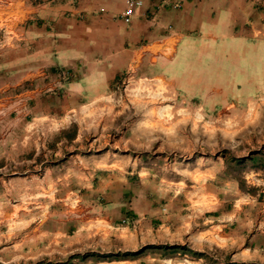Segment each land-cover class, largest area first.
Returning <instances> with one entry per match:
<instances>
[{
	"label": "crops",
	"instance_id": "crops-1",
	"mask_svg": "<svg viewBox=\"0 0 264 264\" xmlns=\"http://www.w3.org/2000/svg\"><path fill=\"white\" fill-rule=\"evenodd\" d=\"M22 1L27 8L9 2L5 19L0 0V264H48L68 254L76 264L125 263L97 259L120 251L113 238L122 235L194 252L235 248L234 256L264 249L241 207L214 200L194 212L193 201L164 199L150 181L135 188L128 167L137 159L100 153L93 143L83 151L81 131L36 147L29 127L35 119L77 121L123 75L166 81L176 97L213 108L253 98L264 67V0H135L141 6L128 25L127 0Z\"/></svg>",
	"mask_w": 264,
	"mask_h": 264
},
{
	"label": "rangeland",
	"instance_id": "rangeland-1",
	"mask_svg": "<svg viewBox=\"0 0 264 264\" xmlns=\"http://www.w3.org/2000/svg\"><path fill=\"white\" fill-rule=\"evenodd\" d=\"M10 1L4 0L2 4L5 19L6 12L11 7L8 6ZM20 6L21 9L27 8L28 2L20 0ZM23 11L20 10L17 16L20 30L28 21L27 9ZM4 35V29L0 30V39ZM263 68L261 67L260 91L253 98L247 99L245 96L239 105L214 108L200 105L176 97L174 88L166 81L123 75L105 96V100L79 111L77 121L64 118V121L51 124L35 119L29 127L30 130L37 131L36 147L54 145L63 138L70 141L77 131H81L84 133L81 150L86 151L90 147L89 143H93L100 153L108 151L118 154L120 158L137 159L136 165L128 167L132 173L129 177H133L132 185L135 188L139 187L140 180L150 181L157 190L156 193L164 199L173 198L177 194L181 200L193 201L196 209L194 212L205 213L214 208V200L224 201L228 210L241 207L245 223L252 221L250 225L253 230L250 233H259L256 239L262 247ZM28 88L23 85L20 90ZM51 131H56V134H51ZM65 157L69 161V155ZM68 189L72 190L71 187ZM76 195L79 196V193ZM76 195L68 196V202L75 204L73 211L79 205ZM207 215L211 214H205ZM72 216L74 215L69 214V217ZM94 223L98 225V222ZM113 228V233L119 234L121 229H115V225ZM113 239L115 247H122L121 250L98 254L97 259L111 262L127 259L125 263L116 264H264L263 248L243 256H234L235 248L214 246L199 250L203 256L197 258L190 254L189 251H193L190 249L171 250L165 244H140L139 235H122ZM148 239V242L153 241L151 235ZM129 246L134 249H128ZM145 247L148 248L144 249ZM141 250L136 256H125ZM74 257L71 254L56 255L48 264H76ZM88 257L93 256L85 253V258ZM66 259L71 261L67 262ZM47 260L45 258L34 264H44Z\"/></svg>",
	"mask_w": 264,
	"mask_h": 264
},
{
	"label": "built area",
	"instance_id": "built-area-1",
	"mask_svg": "<svg viewBox=\"0 0 264 264\" xmlns=\"http://www.w3.org/2000/svg\"><path fill=\"white\" fill-rule=\"evenodd\" d=\"M141 6V2L140 1H135V0H127L126 2V9L125 11L122 13L121 15V19L123 20V22L125 24H130L132 17L134 15L135 9L137 7ZM123 223H125V221H123Z\"/></svg>",
	"mask_w": 264,
	"mask_h": 264
},
{
	"label": "trees",
	"instance_id": "trees-1",
	"mask_svg": "<svg viewBox=\"0 0 264 264\" xmlns=\"http://www.w3.org/2000/svg\"><path fill=\"white\" fill-rule=\"evenodd\" d=\"M250 159V158H249ZM148 247H145L144 249H146ZM153 248V247H152ZM167 248H170L171 250H177V249H181V250H187L186 247H182V246H172V247H167ZM143 250V249H142ZM141 251H138L136 253H127L125 256H136L137 254L141 253ZM190 254L193 256V257H197V258H202L203 254L199 253V252H194V251H189ZM36 264H40V263H36ZM242 264H248V263H242ZM250 264H253V263H250Z\"/></svg>",
	"mask_w": 264,
	"mask_h": 264
},
{
	"label": "bare ground",
	"instance_id": "bare-ground-1",
	"mask_svg": "<svg viewBox=\"0 0 264 264\" xmlns=\"http://www.w3.org/2000/svg\"><path fill=\"white\" fill-rule=\"evenodd\" d=\"M17 7V6H16Z\"/></svg>",
	"mask_w": 264,
	"mask_h": 264
}]
</instances>
